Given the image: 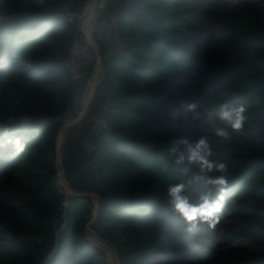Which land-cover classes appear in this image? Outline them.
Segmentation results:
<instances>
[{"label":"trees","instance_id":"1","mask_svg":"<svg viewBox=\"0 0 264 264\" xmlns=\"http://www.w3.org/2000/svg\"><path fill=\"white\" fill-rule=\"evenodd\" d=\"M87 1L0 0L10 17L0 20V137L25 142L11 159L12 147L0 148V264H109L107 244L119 264H264V0H98L91 36L99 54L81 30ZM60 3L73 20L54 14ZM114 15L127 45L121 57L104 42ZM77 41L83 78L72 85L65 64ZM99 65L85 116L63 129L59 117L74 96L82 108ZM192 102L201 110L243 104L248 120L218 143L208 126L173 119ZM99 114L109 127L88 155L85 136ZM202 137L227 164L229 183L220 223L189 232L167 187L191 174L169 149ZM58 158L74 192L65 209ZM204 191L193 183L185 194Z\"/></svg>","mask_w":264,"mask_h":264},{"label":"clouds","instance_id":"2","mask_svg":"<svg viewBox=\"0 0 264 264\" xmlns=\"http://www.w3.org/2000/svg\"><path fill=\"white\" fill-rule=\"evenodd\" d=\"M243 104L230 106L223 104L218 110L197 103H185L173 119L199 122V126H208L218 143L231 139L233 133L244 129L248 117ZM11 146L13 151L9 158H15L25 151L24 137L6 134L0 137V148ZM169 156L174 163L181 166L184 174H191L187 184H170L167 187L168 202L172 209L181 217L186 230H195L200 223L215 228L223 218L226 203V191L229 183L227 164L213 158L211 147L206 138L191 142L187 138L177 139L169 149ZM195 166L198 171H193ZM193 183L202 184L205 191L196 198L185 194ZM215 194V195H214Z\"/></svg>","mask_w":264,"mask_h":264},{"label":"built area","instance_id":"3","mask_svg":"<svg viewBox=\"0 0 264 264\" xmlns=\"http://www.w3.org/2000/svg\"><path fill=\"white\" fill-rule=\"evenodd\" d=\"M95 1V0H94ZM54 14L57 16H63L67 15L70 20H73V17L75 14L71 13L65 3H60L54 8ZM9 16H3L0 15V20H6L9 19ZM120 17L117 15L111 16L109 19V22L106 25V30L109 31V33L112 36V39L114 41V47H113V55L117 57H121L125 54L127 50V45L124 42H121L118 37V25H119ZM91 40V37H89ZM94 43V42H93ZM84 51V43L83 42H74L69 46V58L66 61L65 64V70L66 73L69 76V79L71 81L72 85H76L82 78V71L80 68V62L78 61V56H80ZM80 105V98L77 96H74V98L71 100L70 105L67 108V111L59 117V121L62 123V128L66 129L70 127L71 125L77 123L80 121L86 114L83 110L79 108ZM92 125L89 129L88 134L85 136L84 140V148L88 155H92L93 152L96 150V144L94 141V136L101 131H105L109 127V122L107 120V117L104 114L95 115L91 118ZM60 174V173H59ZM64 182L65 178H63ZM60 181L65 186V188L69 191L67 194H65V190H60L61 193L65 194L66 198L63 201V209L68 206V196L71 194H74L73 191L70 190V187L62 182V177L60 175ZM61 210V208H59ZM53 222L55 224L54 227L59 222V219H53Z\"/></svg>","mask_w":264,"mask_h":264},{"label":"rangeland","instance_id":"4","mask_svg":"<svg viewBox=\"0 0 264 264\" xmlns=\"http://www.w3.org/2000/svg\"><path fill=\"white\" fill-rule=\"evenodd\" d=\"M97 1L98 0H95V1L94 0H88L86 2L83 14L81 15V19L83 21L82 24H81V30L85 33L86 36L91 37V41L90 42L93 44V46L95 44L93 43V40H92V36H91L92 30L91 29H92L93 19H94V16H95V5H96ZM41 38H42V36H35V41H31V43H35L38 40H40ZM101 72H102V67H100V71H99L98 75H96V76L94 75L95 76V77H93L94 79L92 78L93 81L92 80H91L92 82L90 81V92H91V89L93 88V86L95 85V83L99 82V75H100ZM59 142L61 143V140ZM59 154H60V152H59ZM60 161H61L60 158H58V162H57L58 167H60V165H61ZM62 182L64 183L63 177H62ZM57 184H58V186H59V188L61 190H63V191L65 190V192H64L65 194H67L69 192L65 188V186L61 183L60 174H59V177H58V180H57ZM93 196H96V195H93ZM91 235H93V234L90 232V234L88 236H89V238L91 240H93V238L96 239L94 235H93V237H91ZM112 251H113V253L115 255V261L113 263H110V262L109 263L110 264H119V261L117 259V255H116L115 251L113 249H112ZM107 261H108V257H107Z\"/></svg>","mask_w":264,"mask_h":264},{"label":"crops","instance_id":"5","mask_svg":"<svg viewBox=\"0 0 264 264\" xmlns=\"http://www.w3.org/2000/svg\"><path fill=\"white\" fill-rule=\"evenodd\" d=\"M227 3H230V4H235V3H237V2H239V1H241V0H225ZM247 1H258V0H247ZM87 38L89 39V37L87 36ZM89 41H91L90 39H89ZM104 42H105V44H106V48H107V50L109 51V53L110 54H112V51H113V47H114V41L112 40V36H111V34L110 33H107V34H105V36H104ZM94 50L96 51V53L97 54H99V46H98V44H96L95 42H94ZM100 67H102L101 65H99L98 66V68L95 70V76L96 75H98V73H99V71H100ZM103 71V70H102ZM93 75V77H95ZM103 77V72H101L100 73V75H99V82H100V80H101V78ZM94 79V78H93ZM93 81V80H92ZM91 81V82H92ZM96 82V81H95ZM93 89V88H92ZM92 89H91V92H90V89H89V93H88V95H87V97L85 98V100L82 102V108H81V110H83L84 112H86L87 111V108H88V106H89V104H90V98H91V93H92ZM65 183V182H64Z\"/></svg>","mask_w":264,"mask_h":264},{"label":"water","instance_id":"6","mask_svg":"<svg viewBox=\"0 0 264 264\" xmlns=\"http://www.w3.org/2000/svg\"><path fill=\"white\" fill-rule=\"evenodd\" d=\"M94 42V41H93ZM110 55H113V53L112 54H110ZM102 70H103V68H102ZM103 72V74H104V70L102 71ZM99 83V82H98ZM98 83L96 82L95 83V85L93 86V89H92V93H91V98H90V101L92 100V98H93V96H94V94H95V90H96V87H97V85H98ZM61 140V138H59V140H58V144H59V146H60V141ZM61 162V161H60ZM61 164V163H60ZM59 168V173H60V175H61V177H63L64 178V172H63V169H62V164L60 165V167H58ZM66 184H67V182H66ZM68 185V184H67ZM90 234V230L88 229V235ZM91 237H93V235H91ZM96 238V237H95ZM96 245H98L99 247H101L100 246V244L101 243H105V242H102V241H99L97 238L96 239H94L93 238V240H92ZM105 244H107V243H105ZM111 249H113L109 244H107ZM102 248V247H101ZM103 249V248H102ZM103 251L106 253V255H107V252L103 249ZM107 257H108V255H107ZM108 263H109V260H108ZM110 264V263H109Z\"/></svg>","mask_w":264,"mask_h":264},{"label":"bare ground","instance_id":"7","mask_svg":"<svg viewBox=\"0 0 264 264\" xmlns=\"http://www.w3.org/2000/svg\"><path fill=\"white\" fill-rule=\"evenodd\" d=\"M90 21V20H89ZM66 184V183H65Z\"/></svg>","mask_w":264,"mask_h":264}]
</instances>
